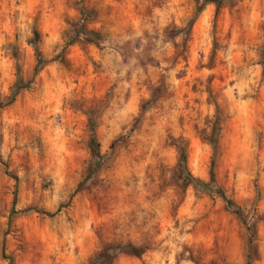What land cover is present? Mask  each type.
I'll list each match as a JSON object with an SVG mask.
<instances>
[{
  "label": "rangeland",
  "instance_id": "rangeland-1",
  "mask_svg": "<svg viewBox=\"0 0 264 264\" xmlns=\"http://www.w3.org/2000/svg\"><path fill=\"white\" fill-rule=\"evenodd\" d=\"M248 242L264 264V0H0V264H245Z\"/></svg>",
  "mask_w": 264,
  "mask_h": 264
},
{
  "label": "trees",
  "instance_id": "trees-1",
  "mask_svg": "<svg viewBox=\"0 0 264 264\" xmlns=\"http://www.w3.org/2000/svg\"><path fill=\"white\" fill-rule=\"evenodd\" d=\"M198 2H201L202 6L207 5V4H214L217 7L221 5L224 2L230 1V0H197ZM37 58H38V64H40L41 60L39 58L38 52H37ZM20 89L18 88V85L14 87V90L12 92V96L10 99L9 103H12L14 97L16 96L17 92ZM90 148L92 152V162L90 163V168L88 172V177L93 175L96 171V167L98 165L97 160L99 158V152H98V144L96 143L95 137L92 135L90 139ZM185 161L186 157L183 151L180 152V158H179V163L180 167L179 169L181 172L185 174L183 177L185 180V183L188 185L194 186V188L199 189L203 192L206 193H211L214 192L220 198L223 200V202L226 204L228 208H232L234 214L242 218V213L239 208H237L234 203L230 200H228L223 191H221L219 188H216L214 186V181H210L209 183H204L198 179H195L190 175V173L187 171L186 166H185ZM250 242H248V249H247V254H246V262L245 264H252V256L250 253ZM144 250L140 247H135L132 245H124V246H115V245H104L102 249H100L98 252L94 254V256L91 258L89 264H112L118 255L124 254L132 257L139 258L143 254Z\"/></svg>",
  "mask_w": 264,
  "mask_h": 264
}]
</instances>
